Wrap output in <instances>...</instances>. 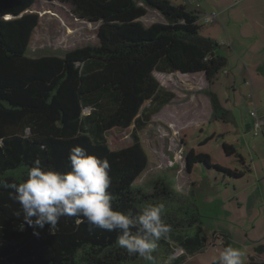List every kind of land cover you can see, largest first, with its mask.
I'll return each instance as SVG.
<instances>
[{
	"label": "trees",
	"instance_id": "trees-1",
	"mask_svg": "<svg viewBox=\"0 0 264 264\" xmlns=\"http://www.w3.org/2000/svg\"><path fill=\"white\" fill-rule=\"evenodd\" d=\"M60 1H68L72 12L85 21L99 22L97 43L64 55L31 57L28 42L38 23L36 12L29 10L34 0H0V175L16 170L5 178L20 182L37 158L45 168L65 171L71 147L81 145L109 161L114 208L138 211L163 203L172 232L168 241L160 242L151 262L119 248L118 231L90 230L76 217H62L55 234L46 224L37 235L32 227L22 226L20 205L9 198L8 190L0 189V264H163L176 249L181 252L173 264H182L207 245L201 215L185 207L165 179L154 180L151 192L134 185L147 166L138 131L174 96L155 72L203 73L210 85L226 57L216 52L215 40L200 35L197 9L187 5L168 0ZM148 8L163 20L145 25L140 17ZM205 95L210 118L228 120L229 111L215 92L208 88ZM130 124V143L110 149L106 131ZM222 148L226 155L242 160L232 145L223 142ZM210 158L190 149L184 161L188 170L202 163L235 179L246 172L213 165ZM17 211L20 217L14 215ZM219 244L229 246L226 239ZM253 250L264 254L263 245L255 244ZM254 257L245 264H264Z\"/></svg>",
	"mask_w": 264,
	"mask_h": 264
},
{
	"label": "rangeland",
	"instance_id": "rangeland-1",
	"mask_svg": "<svg viewBox=\"0 0 264 264\" xmlns=\"http://www.w3.org/2000/svg\"><path fill=\"white\" fill-rule=\"evenodd\" d=\"M72 8L68 1L34 0L29 10L36 12L38 23L28 42L27 56L64 55L67 50L97 43L99 22L85 21L76 16ZM140 20L148 25L163 18L158 12L149 9ZM224 70L225 66L213 78L211 86L204 74L155 72V78L174 96L138 131L139 142L147 155V166L134 185L151 192L154 180L165 179L170 182L169 186L175 189V195L179 196L185 207L194 208L201 215L207 245L202 252L186 257L182 264H213L223 249L219 240L226 239L229 245L241 248L245 252V262L255 256L252 248L254 244L264 245V211L260 216L261 221H255V217L259 216L251 214L246 203L241 208L237 206L234 188L238 187V179L206 168L202 163L194 164L188 170L184 161L185 153L193 149L196 154H209L213 165L239 170L238 158L226 155L222 143L226 142L240 152L241 126L246 123L248 115L243 105L237 108L233 105L234 92L230 82L225 81L227 75L223 73ZM208 88L215 92L223 107L231 109L233 117L228 115L226 121L223 118H210V106L205 95ZM147 103L144 102L143 106ZM132 127L130 124L125 128L113 127L106 131L108 147L118 150L128 145ZM211 135L214 137L210 138ZM247 139L260 140L251 134L247 135ZM241 151L247 157L243 148ZM10 174H17L16 170L2 175ZM180 252L176 249L173 255H179ZM253 259L262 262L264 254Z\"/></svg>",
	"mask_w": 264,
	"mask_h": 264
},
{
	"label": "clouds",
	"instance_id": "clouds-1",
	"mask_svg": "<svg viewBox=\"0 0 264 264\" xmlns=\"http://www.w3.org/2000/svg\"><path fill=\"white\" fill-rule=\"evenodd\" d=\"M107 159L91 154L81 145L71 147L67 170L45 168L39 158L26 169L22 181H9L0 175V189L9 192V198L18 203L23 213V224L39 229L47 224L55 234L62 217H76L77 223L87 222L89 229L118 231L116 244L128 256H139L153 261L160 242L168 241L172 226L164 219L165 204H147L138 211H121L113 206ZM21 216V212L14 214ZM245 252L235 246H225L214 264H245ZM175 255H169L163 264H173Z\"/></svg>",
	"mask_w": 264,
	"mask_h": 264
},
{
	"label": "crops",
	"instance_id": "crops-1",
	"mask_svg": "<svg viewBox=\"0 0 264 264\" xmlns=\"http://www.w3.org/2000/svg\"><path fill=\"white\" fill-rule=\"evenodd\" d=\"M168 1L175 5L183 4L182 0ZM187 7L190 10L195 8L193 5ZM150 11L157 13L152 9ZM197 13L200 35L215 40L218 45L216 52L226 57L223 73L227 75L225 81L230 82L234 92L232 103L235 108L243 105L248 115L244 120L246 123L241 126L239 145L242 157L239 170L246 172L238 178L234 196L237 194L238 207L246 203L251 214L259 216L255 217V221H261L260 216L264 211V126L258 135H253L249 112L254 110L257 115L264 116V0H201ZM210 13H214L215 18L205 22ZM227 109L231 117V109ZM243 119L244 116L242 122ZM250 134L260 140H248L247 135ZM242 148L247 152V157Z\"/></svg>",
	"mask_w": 264,
	"mask_h": 264
},
{
	"label": "built area",
	"instance_id": "built-area-1",
	"mask_svg": "<svg viewBox=\"0 0 264 264\" xmlns=\"http://www.w3.org/2000/svg\"><path fill=\"white\" fill-rule=\"evenodd\" d=\"M201 0H182L183 5L191 6L193 5L196 9L200 8ZM215 18L214 13H210L208 18L205 19V22H210ZM250 117L252 118L251 130L253 135H258L261 131V128L264 126V116L257 115L254 110L249 112Z\"/></svg>",
	"mask_w": 264,
	"mask_h": 264
}]
</instances>
